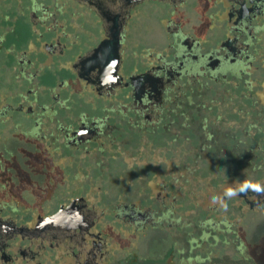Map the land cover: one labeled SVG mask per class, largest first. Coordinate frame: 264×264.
Segmentation results:
<instances>
[{
	"label": "flooded vegetation",
	"instance_id": "1",
	"mask_svg": "<svg viewBox=\"0 0 264 264\" xmlns=\"http://www.w3.org/2000/svg\"><path fill=\"white\" fill-rule=\"evenodd\" d=\"M263 206L264 0H0V264L249 254L227 214Z\"/></svg>",
	"mask_w": 264,
	"mask_h": 264
},
{
	"label": "rangeland",
	"instance_id": "2",
	"mask_svg": "<svg viewBox=\"0 0 264 264\" xmlns=\"http://www.w3.org/2000/svg\"><path fill=\"white\" fill-rule=\"evenodd\" d=\"M199 195L202 198V205H204L209 197H211L213 190L209 183H200L198 185ZM200 216L211 214L210 211H205L202 207ZM221 214L213 213L212 216ZM228 218L235 219L239 222V229L241 237L250 245V254L257 259L258 264H264V206L258 211H249L241 214V212L228 211ZM187 218H189L187 216ZM194 218V216H190ZM112 225L106 224V238L111 247V261L115 262L118 258L124 260L126 258L132 261L136 257L147 256V241L149 233L136 234L131 228L112 222ZM187 228V227H186ZM188 229V228H187ZM226 241H223L219 236L217 240L208 236L207 241L200 242L194 251L200 255L202 264H246L241 254L236 248V242L232 236H227ZM215 242V243H214ZM211 243V245H210ZM207 254L206 258L205 255Z\"/></svg>",
	"mask_w": 264,
	"mask_h": 264
},
{
	"label": "trees",
	"instance_id": "3",
	"mask_svg": "<svg viewBox=\"0 0 264 264\" xmlns=\"http://www.w3.org/2000/svg\"><path fill=\"white\" fill-rule=\"evenodd\" d=\"M241 255L244 257L246 264H257V259L253 257L250 253L248 254L244 251H241Z\"/></svg>",
	"mask_w": 264,
	"mask_h": 264
},
{
	"label": "water",
	"instance_id": "4",
	"mask_svg": "<svg viewBox=\"0 0 264 264\" xmlns=\"http://www.w3.org/2000/svg\"><path fill=\"white\" fill-rule=\"evenodd\" d=\"M139 1H141V0H121V2L127 3V4H134V3L139 2Z\"/></svg>",
	"mask_w": 264,
	"mask_h": 264
},
{
	"label": "clouds",
	"instance_id": "5",
	"mask_svg": "<svg viewBox=\"0 0 264 264\" xmlns=\"http://www.w3.org/2000/svg\"><path fill=\"white\" fill-rule=\"evenodd\" d=\"M233 192H234V190H232V189H227V190H226V193L229 194V195H232Z\"/></svg>",
	"mask_w": 264,
	"mask_h": 264
}]
</instances>
